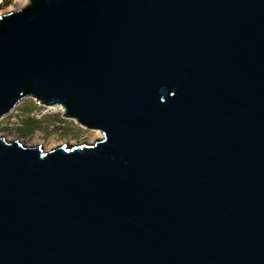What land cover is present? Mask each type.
<instances>
[{
    "label": "water",
    "instance_id": "obj_1",
    "mask_svg": "<svg viewBox=\"0 0 264 264\" xmlns=\"http://www.w3.org/2000/svg\"><path fill=\"white\" fill-rule=\"evenodd\" d=\"M24 97L102 136H0V264H264V0H26L0 117Z\"/></svg>",
    "mask_w": 264,
    "mask_h": 264
},
{
    "label": "rangeland",
    "instance_id": "obj_2",
    "mask_svg": "<svg viewBox=\"0 0 264 264\" xmlns=\"http://www.w3.org/2000/svg\"><path fill=\"white\" fill-rule=\"evenodd\" d=\"M25 3L26 0L1 2L0 14ZM61 113V106L46 107L31 97L21 98L7 114L0 117V136H4L6 141L19 139L25 146L39 144L43 151L62 144L68 147L80 143L91 144L101 138L99 130L86 129L73 119L62 117Z\"/></svg>",
    "mask_w": 264,
    "mask_h": 264
},
{
    "label": "bare ground",
    "instance_id": "obj_3",
    "mask_svg": "<svg viewBox=\"0 0 264 264\" xmlns=\"http://www.w3.org/2000/svg\"><path fill=\"white\" fill-rule=\"evenodd\" d=\"M9 10H12V8H9L7 11H9ZM6 12V11H5ZM2 14V13H1ZM46 107H50V106H46ZM36 145V144H35ZM49 148H51V147H49Z\"/></svg>",
    "mask_w": 264,
    "mask_h": 264
},
{
    "label": "trees",
    "instance_id": "obj_4",
    "mask_svg": "<svg viewBox=\"0 0 264 264\" xmlns=\"http://www.w3.org/2000/svg\"><path fill=\"white\" fill-rule=\"evenodd\" d=\"M1 2H2V3H5V2H6V0H2ZM1 2H0V3H1Z\"/></svg>",
    "mask_w": 264,
    "mask_h": 264
}]
</instances>
